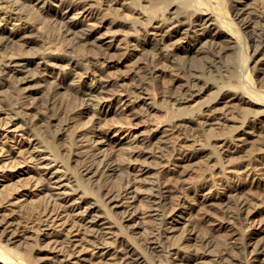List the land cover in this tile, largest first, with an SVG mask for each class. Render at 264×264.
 <instances>
[{"label":"bare ground","instance_id":"bare-ground-1","mask_svg":"<svg viewBox=\"0 0 264 264\" xmlns=\"http://www.w3.org/2000/svg\"><path fill=\"white\" fill-rule=\"evenodd\" d=\"M33 1L41 13L61 17L66 26L81 36L83 43L101 48L98 53L101 60L95 63L103 69H98L97 74L91 73L83 62L70 53L64 54L59 61L68 66L58 72L64 88L78 92L83 86L87 87L84 93L86 106L82 112L91 115V122L99 123L97 119L100 116H97L105 109L104 103L110 100L118 105L117 111L127 113L139 126L143 120L140 119L136 100H143V97L117 89L116 82L105 73L116 64L136 62L139 59L137 45L115 54L109 51L112 45L107 46L105 43L106 47L102 49L104 38L97 32L99 23L101 27H115L119 23L106 17L88 2ZM255 1L235 0L242 5L233 10L232 18H228L221 6L223 0H152L147 9L140 6L137 0H131L147 22L149 31L146 35L151 40L148 38L146 45H149L154 55L170 57L172 63L177 65L175 51L180 47L174 38L178 35L192 39L193 44L186 50V57L191 61L210 47L219 48V51L226 48L229 50L228 76L236 85L227 89L226 93L214 95L201 110L200 116H189L188 112L194 111L191 107H194L196 100L213 90L214 86L205 78L206 64L191 62L180 67L183 71H178V79H182V82L174 84L169 97L175 110L183 112L174 115L168 126L152 129V134L117 138L120 142L116 143V151L125 149L134 153L135 157L131 163L135 173H131V186L126 193L121 192L120 186L109 183L108 177L117 176L118 171L113 162L101 155L100 147L96 148L95 155L103 157L98 161L102 168L86 162V155L74 153L72 147L75 139L76 144L90 145L89 139H84V134H65L71 127L70 123H58L56 126L61 112H70L74 106L69 101L55 98L53 91L43 86L45 70L49 65L48 56L21 53L24 41L31 38L37 28L0 24V46L17 47L20 51L8 59H0V76H4V79L0 77V86L3 85V90H7L9 86L5 82H8L19 90L46 97L45 106L49 110L51 123L56 127L51 145H47L38 135L37 123L32 118L24 119L13 114L0 98V163L12 164V167L27 163L29 168H33L35 186H40L37 195L56 191L49 200L52 203L49 218L31 222L24 217L27 206L21 200L3 198L0 188V264H264V240L251 231L264 228V217L257 218L260 211H264V151L260 163L250 154L237 156L245 151L246 146L264 139V89L256 86L251 68L247 67L241 54L242 50H248L251 39L253 54L257 57L260 55L253 60V66L264 74V16L262 28L258 30L254 25L253 28L258 31L254 30L251 37L250 25L241 24L252 13ZM4 2L14 0H0V3ZM109 2L124 5L121 0ZM77 5H81L76 11L80 17H70V12L76 10ZM165 8L166 15L159 18ZM1 21L6 23L8 19L3 16ZM141 49L143 51V47ZM132 71L129 68L128 72ZM186 71L191 81L183 79ZM140 78L138 89L144 91L150 83V76L144 72ZM145 104H149L151 110L156 109L153 102ZM235 113L241 114L237 122H233ZM231 121L233 124H230ZM91 128V138L101 139L91 140L92 143L105 144L117 136L112 130L101 132L96 126ZM225 129H229L232 135L215 139L220 141L214 143L219 153L207 146L195 145L192 139H186L192 143L185 145H179V139H175L178 138L175 132H191L206 139L212 133L219 135ZM175 141L179 142L178 148ZM56 142H62L63 157ZM139 146L144 147L137 150ZM168 154L172 157L171 163L159 167L160 163L168 160ZM222 154L228 160L225 166L218 168L219 179H185L191 165H204L211 160L218 163ZM68 160L83 163L84 175L95 191L70 171ZM164 171L182 178L180 190L186 194L179 201L176 196L168 195L166 187L160 184V175ZM228 174L235 175L236 182H232ZM12 178L14 175L8 176L5 182ZM133 183H141V193L136 191L137 187L132 186ZM3 186L5 184L0 183V187ZM141 200L148 204L150 221L164 224L169 260L155 238L147 241L143 237V221L137 216L136 204ZM193 212L197 213V219L192 215ZM221 213L226 214L235 226L241 222L249 224L248 229L238 234L241 245L231 247L232 256H225L223 249L227 244L224 247L223 242L216 241L219 236L211 234L209 228L213 224L211 217L218 218L215 216ZM198 220L207 227L205 233L201 232ZM186 226L190 227L188 238L179 234ZM189 240L194 243L189 244ZM243 247L251 255L248 260L243 257Z\"/></svg>","mask_w":264,"mask_h":264},{"label":"rangeland","instance_id":"rangeland-1","mask_svg":"<svg viewBox=\"0 0 264 264\" xmlns=\"http://www.w3.org/2000/svg\"><path fill=\"white\" fill-rule=\"evenodd\" d=\"M82 3H90L93 6H96L102 14H105L106 17L115 19L119 24L115 27H101V23L98 24L97 32L102 35L104 38V46L112 45L109 49L110 52H115V54L120 53V51L125 50L126 48H133L136 46L137 51L139 52V61L134 62H124L116 64L113 68H108L105 73L110 75L113 80L116 82L117 89L130 93L132 96H140L143 97L137 98L138 108L140 111V119L143 120L139 126L135 125L137 121L131 119L127 113L120 112L118 110V105L107 100L104 103L103 114L100 113L97 117V122L93 123L90 120L91 115L85 114L82 112V108L86 106V96L85 92L87 90L86 86H83L78 92H74L64 88L63 79L58 75L60 70L68 68L65 62H59L60 58L67 53L73 55L76 59H79L80 62H83L86 67L93 74H97L96 71L98 69H103L99 66L98 63H95L96 60H101L98 57V53L101 52V48H96L91 45H87L83 43L82 38L79 34L75 33L71 27L66 26V24L62 21L61 17L55 16L54 14L49 15L46 13H41V11L37 8L33 0H14V2H4L0 3V24H8L9 27L14 26V24L20 25V27H30L34 26L37 30L33 33V36L28 40L24 41L25 44L21 48V53H37L39 55L48 56V67L45 70L46 76L44 77L45 81H43V86L53 91V96L55 98H59L62 100L69 101L74 106L70 112H61L60 121L57 122L60 125H64L65 123H70L71 127L69 130L65 131V134L68 135H76V133H82L85 135L84 139L87 141L89 139L88 146H82L83 144L77 143V139L74 140L73 151L77 155H86V162L94 163L96 166H100L102 168V164L98 162L103 159L99 155H95L96 148L100 147V153L102 156L105 155L110 162H113L115 167L117 168L118 175L117 176H109V183L116 184L120 186L121 192L128 190L131 186V173H135V170L131 168V163L134 162L135 157L134 153L127 151L125 149L116 151V143L120 142L117 138H129L130 136H139L143 134H152L151 130L155 129L157 126H168L171 124L172 117L174 115L179 114L181 111H176L173 103L170 101V93L173 89V86L177 82H182V79H178V74L182 72L183 66L189 65L191 62H196V64L203 63L205 66V78L211 82L214 86L213 90L208 91L200 98L196 100L194 103V107H191V110L188 112L189 116L198 117L200 116L201 110H204L205 105L212 99L214 95L226 93L227 89L234 87L236 84L233 83L228 76L227 69V61L228 56L227 53L229 50L223 48L219 51V48L210 47L205 51L202 55H197L191 61L188 57H186L187 49L193 44L192 39L183 38L178 35L174 38V41L178 42V48L175 52L176 63H172L170 57H158L152 53L153 50L150 49L147 44L148 38L151 40L150 36L146 35L148 33L149 28L146 27L145 18H142L138 8H136L131 0H121L124 2V5H115L109 1L111 0H77ZM140 6L150 8L152 0H137ZM242 4L235 2V0H223L222 8L224 9L225 14L228 18H232L234 16L233 10L236 7H240ZM81 5H77L70 12V17L78 16L76 12ZM118 8V9H116ZM164 8V6L162 7ZM166 9L163 13L159 15V18H162L166 15ZM163 11V9L161 10ZM3 12V14H1ZM5 13V14H4ZM6 16L8 22L1 21V17ZM263 16H264V0H256L253 4L252 13L247 17V21L241 22V24L250 25V37L252 36V32L254 30L258 31L262 28L263 25ZM86 20V19H85ZM258 27L253 28V26ZM243 28V27H242ZM252 28V29H251ZM146 37V39H145ZM145 39V43L143 40ZM168 40V39H167ZM23 42V43H24ZM251 39L248 43V50H242L241 54L246 61L247 67L251 68V75L253 81H256V86L259 89H264V74L258 72L256 68L253 66V60L260 57H257L256 54H253L251 47ZM143 47V51H141ZM20 52L17 47H6L0 46V59H8L10 56ZM256 56V57H255ZM208 64V65H207ZM128 65L129 67L125 66ZM211 65L213 67H211ZM129 68L133 71L128 72ZM160 68V70H157ZM180 68V69H179ZM182 70V71H181ZM180 71V72H178ZM148 73L150 76V83L146 85V89L141 91L138 89L140 75L142 73ZM151 73V74H150ZM156 73V74H154ZM1 75V74H0ZM4 79V76H0ZM91 78H94L91 75ZM188 79L191 81L192 79L187 76V71L183 79ZM8 89L3 90V85L0 86V98L3 104L8 105L13 114L18 115L20 118L31 119L37 123L38 135L47 145H51L53 134L55 132L56 127L50 121L49 110L46 108L47 98H41L34 93L26 92L24 89L19 90L16 86L12 84L9 85ZM4 83V84H5ZM142 84V83H141ZM167 96V97H166ZM109 101V102H108ZM145 102L150 103L153 102L156 105L155 110H151L149 104H145ZM148 108V109H147ZM107 112V113H105ZM241 114L235 113L233 122H237L240 119ZM48 120L50 124L48 123ZM99 120V121H98ZM95 124V125H94ZM230 124H233L232 121ZM100 127H99V126ZM96 126L98 131L106 132L113 131V134L117 135L112 140L107 141L105 144H96L92 143L94 140H101L99 138H91L92 128ZM48 131H45V130ZM229 129L222 130L218 133H212L209 135V138L202 139L201 137L191 133V132H175L178 138L175 137L176 140L179 139L180 143H177L176 148H178L181 144H190L192 141H187L186 139L194 140L193 143L197 146H207L210 149H215L218 152V149L214 147V143L219 140L217 137H229L232 135ZM91 131V132H90ZM151 132V133H150ZM99 133V132H97ZM223 133L222 136H220ZM186 137L185 139L183 137ZM133 139V137H131ZM254 139V138H253ZM186 142V143H185ZM220 142V141H219ZM62 142L57 143L56 146L59 148L62 157H63V148L61 146ZM92 145V146H91ZM93 145H95L93 147ZM124 146H128L125 144ZM139 146L137 150L140 149ZM264 149V139L256 140L252 144L246 146L244 152L237 154V156L241 155V157L246 155H251L254 159H259L257 163L261 162L260 156L263 153ZM181 150V147H180ZM116 151V152H115ZM219 153V152H218ZM133 156V157H132ZM220 162H216L215 160H211L204 165L193 164L191 165L187 172L188 181L193 180H217L220 178L219 167L225 166L227 164L228 157L224 154L220 156ZM166 161L160 163L159 167H165L171 163L172 157L168 154ZM170 159V161H169ZM264 162V160H262ZM68 165L70 171L77 175L79 181H81L87 187H90L92 191L96 189L89 183L87 176H85V172L83 169V163L75 162L74 160H68ZM237 168V166H236ZM240 168V167H238ZM242 168V167H241ZM33 168H29L27 163H19L12 167V164H3L0 163V183H4L5 186L1 188V196L7 200L13 201H22L23 204L27 206V211L24 214L25 219L31 222H38L39 220H46L50 216V211L52 209V203L49 200L53 197V194L56 192L55 190L43 194H39L40 186H35V177L32 172ZM103 170V169H102ZM13 176L11 180H7L8 176ZM232 177V182H236V177L233 174H228V177ZM181 180L182 178L179 175L166 173L160 175V184L166 187L168 191V195L171 197L174 195L177 197L179 201L181 196L185 192H181ZM132 186H136V191L138 193L142 192V185L133 183ZM27 193V195H23ZM186 194V193H185ZM141 198V197H140ZM259 202V201H258ZM137 216L143 221V237L147 241L153 240L155 238L159 244L160 249L163 251L162 253L166 254L169 260L170 251L169 247L165 243L164 236L166 234V230L164 224L160 221L153 224L150 221L149 212H148V204L144 203V201H138L137 203ZM238 211H239V206ZM257 218L264 217V211H260ZM196 212H193L192 215L195 216V219L198 218ZM242 214V212H241ZM221 215V216H218ZM212 218L213 224L210 225L211 234H215L219 236L216 241L223 242L224 249L223 253L225 256H232L233 252L231 251V247H236L241 245V240L238 239V234L243 230L249 228L248 223H239V226H235L229 221V218L226 214H218ZM199 227L201 228V232L205 233V229H207L205 224L198 220ZM189 229L190 227L184 228L181 236L189 237ZM254 232L255 236L260 237L264 240V228L261 230L251 229ZM178 234V233H177ZM180 237V236H179ZM192 240H189V244H193ZM230 247V249L228 248ZM248 249L243 247V257L247 260L251 257L248 254ZM166 257V258H167ZM37 261L36 258H34ZM167 262V261H166Z\"/></svg>","mask_w":264,"mask_h":264}]
</instances>
